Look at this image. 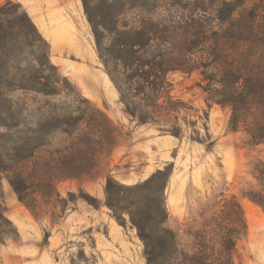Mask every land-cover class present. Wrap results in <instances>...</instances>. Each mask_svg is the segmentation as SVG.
I'll return each instance as SVG.
<instances>
[{
	"label": "rangeland",
	"instance_id": "374dc122",
	"mask_svg": "<svg viewBox=\"0 0 264 264\" xmlns=\"http://www.w3.org/2000/svg\"><path fill=\"white\" fill-rule=\"evenodd\" d=\"M12 1L21 6V21L30 35L22 38L20 44L24 66L47 64L45 75L56 73L50 64L57 67L58 73L67 77L92 107L109 116L120 133H115L112 143L99 150L90 175L80 180L57 181L58 195L52 199L38 196V217L19 201L8 179L2 177L0 264H147L144 243L136 228L128 215L126 222L114 216L106 203L105 187L110 175L133 186L158 171H165L161 181L167 180L164 200L168 226L178 233L182 248L192 251L190 232L219 212L225 201L236 197L247 231L237 240L235 264H264V208L247 196L250 191L262 189L252 168L257 160L264 162V144L248 145L243 131L229 130L231 109L207 103L203 87L208 85L203 73L213 77L216 74L209 54L211 43L208 51L194 48L188 53L186 72L178 65L182 59L180 50L169 44L172 61L166 73L167 83L155 94L163 97L159 99L161 107L152 118L140 122V111L136 116L125 111L101 56L107 54L110 40H105L101 48L98 46L83 0ZM88 1L95 15H102L108 11L106 4L113 3ZM146 2L152 6L155 0ZM22 13H27L37 30ZM149 14L179 27L185 23L187 12L168 2L166 10L133 9L125 21L138 27L141 20L151 18ZM178 30L182 45L184 32ZM189 39L192 44L193 37ZM111 69H117L114 61ZM117 70L116 75L126 81L128 74ZM148 70V66L139 67L138 73ZM69 94L74 97L75 93ZM71 100L68 98L67 104ZM83 106L87 108L88 104ZM32 122L29 118L23 122L19 137H25ZM6 133L1 127L0 147Z\"/></svg>",
	"mask_w": 264,
	"mask_h": 264
},
{
	"label": "trees",
	"instance_id": "16d2710c",
	"mask_svg": "<svg viewBox=\"0 0 264 264\" xmlns=\"http://www.w3.org/2000/svg\"><path fill=\"white\" fill-rule=\"evenodd\" d=\"M83 1L98 46L110 40L107 54L101 56L127 113L136 116L140 111V122H145L161 107L159 99L163 97L155 94L167 83L172 61L169 44L180 50L178 65L186 72L188 53L194 48L208 51L211 43L209 54L216 74L203 73L207 103L231 109L229 130L243 131L248 145L264 144V0H155L152 6L146 0H113L102 15H95L89 1ZM168 2L187 12L179 27L153 14L138 27L125 21L133 9L156 12L166 10ZM20 10L12 0L0 2V128L7 131L0 147V182L5 176L19 201L38 217V196L52 199L58 195L57 181L90 175L97 153L106 143L111 144L120 130L104 111L92 107L57 67L50 64L56 73L45 75L47 64L24 66L20 44L30 35ZM22 15L37 30L27 13ZM178 28L184 32L182 45ZM189 37H193L192 44ZM113 61L128 74L126 81L116 75L117 69H111ZM145 66L149 70L138 73L139 67ZM68 98L72 99L69 104ZM134 100L140 101L136 104ZM24 115L33 122L25 137H19ZM252 173L262 189L247 196L264 208V162L253 163ZM164 174L158 171L133 186L112 175L106 181V203L119 221L126 222L125 215L129 216L144 243L147 264H235L237 240L247 231L237 198L225 201L219 212L190 232L194 246L187 251L181 247L178 233L168 226L167 180L161 181Z\"/></svg>",
	"mask_w": 264,
	"mask_h": 264
}]
</instances>
